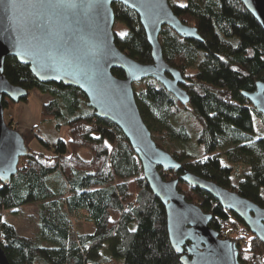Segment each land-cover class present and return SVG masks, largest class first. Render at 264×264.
<instances>
[{
  "label": "trees",
  "instance_id": "1",
  "mask_svg": "<svg viewBox=\"0 0 264 264\" xmlns=\"http://www.w3.org/2000/svg\"><path fill=\"white\" fill-rule=\"evenodd\" d=\"M180 21L197 29L203 42L182 39L163 27L158 40L166 64L180 72L186 106L153 79L133 84L135 100L152 138L183 170L212 181L264 207V136L252 140L253 120L264 117L241 95L264 83V32L239 0H168ZM116 47L141 64H150L151 49L139 18L121 4L112 6ZM116 78H124L119 69ZM3 75L13 86L51 97L41 108L40 124L67 129L68 141L36 139L41 153L28 148L17 174L0 183V214L39 203V237H26L0 215V246L9 264H181L170 245L166 213L143 178L140 163L121 131L98 119L78 89L39 83L27 66L6 57ZM3 97L5 109L14 106ZM11 127L12 124H9ZM231 149L217 153L222 140ZM191 144L194 152L186 149ZM86 151L89 158L81 153ZM229 164L223 166L221 158ZM248 172L236 186L233 167ZM182 171L161 172L177 180L185 199L212 216L209 227L237 243L240 264H264V246L244 224L208 194L180 181ZM56 175V176H55ZM58 177L59 189L47 178ZM85 216L91 232L75 223ZM237 233L236 237H231ZM247 235V236H246ZM246 242V246L241 243ZM107 252V256L104 255ZM122 261V262H121Z\"/></svg>",
  "mask_w": 264,
  "mask_h": 264
},
{
  "label": "water",
  "instance_id": "2",
  "mask_svg": "<svg viewBox=\"0 0 264 264\" xmlns=\"http://www.w3.org/2000/svg\"><path fill=\"white\" fill-rule=\"evenodd\" d=\"M264 32V0H239ZM139 18L151 49L150 64L131 59L115 45L113 4ZM163 27L182 39L203 42L197 29L183 24L168 0H0V183L17 174L28 147L21 134L4 120L3 97L18 104L28 97L3 75L6 57L27 66L39 83L78 89L98 119L116 126L140 163L143 178L166 213L170 245L181 264H240L236 242L221 240L209 227L212 216L187 201L177 180L161 172L182 171L179 179L211 196L223 210L235 215L264 246V207L212 181L183 170L168 152L157 146L139 112L133 84L153 79L183 106L189 98L185 83L163 59L158 37ZM113 69L123 72L116 78ZM169 75V76H168ZM241 95L264 117V83ZM0 264H9L0 246Z\"/></svg>",
  "mask_w": 264,
  "mask_h": 264
},
{
  "label": "rangeland",
  "instance_id": "3",
  "mask_svg": "<svg viewBox=\"0 0 264 264\" xmlns=\"http://www.w3.org/2000/svg\"><path fill=\"white\" fill-rule=\"evenodd\" d=\"M113 31H116L121 36H124L126 33V28L122 24L116 23L114 24ZM49 100H51V97L47 95H41L39 92L34 90L28 94V97L26 99H23L18 104L10 106L9 108L4 110L5 122L8 125L12 124L11 128L17 130L21 134L27 147L31 150L45 154H47L48 152L42 149L36 139V136H39L40 139L48 144H55L59 139L65 142L68 141L66 128H62L60 129V131H58L56 130L55 125L52 122L40 124L42 105ZM28 110H30L34 114V117H36L34 122L27 120L26 111ZM11 117H14V120H11ZM15 121H18V124H16ZM31 122L32 124H34L32 127L30 126ZM253 126L255 133L252 136V140L263 137L264 127L260 124V122L254 119ZM153 140L156 144H159L158 139ZM232 147L233 146L231 145L229 139H224L222 140L217 153H224ZM186 149L192 153L194 152L191 144L187 145ZM81 155L84 158H89V155L86 151H83ZM221 164L223 166L229 165L224 157L221 158ZM233 169L234 170L231 175V184L236 186L238 182L243 178L244 173L248 172V167L236 166L233 167ZM47 183H50L53 189H59L60 187V180L58 179V177L51 178V176H49L47 178ZM39 208V203H32L23 205L13 211L2 212L0 215L3 221L13 226L18 234L26 237H39L41 235V229L37 220V213ZM75 225H79L85 232L92 231V227L89 225L85 216H81L80 220H78ZM236 235L237 233H232L231 237H236ZM104 255L107 256L106 251H104Z\"/></svg>",
  "mask_w": 264,
  "mask_h": 264
},
{
  "label": "crops",
  "instance_id": "4",
  "mask_svg": "<svg viewBox=\"0 0 264 264\" xmlns=\"http://www.w3.org/2000/svg\"><path fill=\"white\" fill-rule=\"evenodd\" d=\"M26 116H27V120L32 121V122H34V120L36 118V117H34V114L30 110L26 111ZM13 118L14 117H11V120H14ZM32 122L30 124L31 127L34 125V124H32ZM15 123L18 124V121H15Z\"/></svg>",
  "mask_w": 264,
  "mask_h": 264
},
{
  "label": "built area",
  "instance_id": "5",
  "mask_svg": "<svg viewBox=\"0 0 264 264\" xmlns=\"http://www.w3.org/2000/svg\"><path fill=\"white\" fill-rule=\"evenodd\" d=\"M221 236H222V237H221L220 239H222V240H229V239H228V234H227L226 232H222V233H221ZM241 244H242L243 246H246V242H242Z\"/></svg>",
  "mask_w": 264,
  "mask_h": 264
},
{
  "label": "flooded vegetation",
  "instance_id": "6",
  "mask_svg": "<svg viewBox=\"0 0 264 264\" xmlns=\"http://www.w3.org/2000/svg\"><path fill=\"white\" fill-rule=\"evenodd\" d=\"M169 76V75H168ZM183 84L179 85L180 87L182 86ZM182 88V87H181Z\"/></svg>",
  "mask_w": 264,
  "mask_h": 264
},
{
  "label": "snow or ice",
  "instance_id": "7",
  "mask_svg": "<svg viewBox=\"0 0 264 264\" xmlns=\"http://www.w3.org/2000/svg\"><path fill=\"white\" fill-rule=\"evenodd\" d=\"M123 35V34H122Z\"/></svg>",
  "mask_w": 264,
  "mask_h": 264
}]
</instances>
